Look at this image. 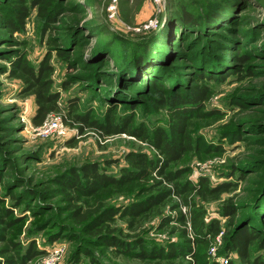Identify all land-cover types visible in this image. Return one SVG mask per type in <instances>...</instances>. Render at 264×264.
Wrapping results in <instances>:
<instances>
[{
  "label": "rangeland",
  "instance_id": "obj_1",
  "mask_svg": "<svg viewBox=\"0 0 264 264\" xmlns=\"http://www.w3.org/2000/svg\"><path fill=\"white\" fill-rule=\"evenodd\" d=\"M22 60L50 66L59 98L46 119L60 117L63 134L37 135L33 96L9 76ZM197 85L208 88L206 98L181 113L189 149L164 169L179 178L152 173L73 199L63 183L83 164L117 176L130 153L162 162L151 132L170 133L175 118L155 92L189 97ZM76 114L150 136L106 135ZM176 182L195 188L187 194L194 206ZM202 185L226 186L204 195ZM166 189L155 207L123 214ZM0 198V264H15L28 248L36 254L26 264H239L226 251L233 226L252 222L264 236V0H0ZM226 204L232 215H222ZM192 207L204 211L205 222H219L218 234L198 241L176 218ZM106 208L118 214L100 222ZM175 246L182 250L173 256H153ZM252 254L264 261V250Z\"/></svg>",
  "mask_w": 264,
  "mask_h": 264
},
{
  "label": "trees",
  "instance_id": "obj_2",
  "mask_svg": "<svg viewBox=\"0 0 264 264\" xmlns=\"http://www.w3.org/2000/svg\"><path fill=\"white\" fill-rule=\"evenodd\" d=\"M43 1V0H42ZM35 3L41 2V0H34ZM27 12L25 7H20L18 9V19L22 23V19L26 16ZM7 26L16 30L15 21L8 19ZM238 60L241 62L246 61V55L237 56ZM13 67L9 70L10 77H16L21 80L23 83V93L33 96L35 103V111L31 117V123L34 126L41 125L48 114L51 112L57 111V100L59 98L58 94L52 92V81L50 79V66L46 64V61H42L37 68H34L27 61H17L12 64ZM213 78V77H211ZM155 82V81H154ZM157 86L156 84L151 85V87ZM157 88V87H156ZM208 88L197 85L193 91L190 93V96L178 97L170 96L163 97L162 91L156 90V94L161 96L157 102L162 105L166 103L169 105V109L173 118H175V123L171 124V131L168 133L163 130V128H157L151 135L152 143L160 150V152L165 157L162 162L158 158H149L146 154L140 153H130L126 156L129 167L123 168L117 176L107 175L99 171V167L96 164H83L78 170L71 169L72 176L66 180V183H63L68 192L73 194V199L77 200L80 196H89L94 195L96 192L107 186L122 187L133 182H141L143 180H148L152 173H157L159 175L165 176L167 181H173L179 178L177 172H166L164 169L168 166L170 162L180 160L182 155L189 149V146L185 144V138L187 131L184 127L185 118L181 116V113L186 109V105L198 104L201 103L206 97V92ZM110 118V116H108ZM74 119L77 122L86 124L87 126L97 127L103 131L106 135L112 134H121L128 132L133 135H138L140 137H148L145 130L137 129H126L122 123H98L93 120L86 119L83 115H74ZM66 120V119H65ZM186 122V121H185ZM83 124V125H84ZM82 127L79 129L81 130ZM148 135V136H147ZM161 163V164H160ZM176 187V192L183 194L185 204L188 206H194L190 201H187V194L192 192L195 188L189 183H174ZM226 185H222L216 188H207L204 185L199 187L200 192L205 194H216L222 191V188H225ZM150 188L147 186L142 187V192L149 191ZM199 192V191H198ZM170 194V190H161L159 193L146 198L143 202L131 203L128 208L124 209L123 214H127L131 217L139 216L145 211L155 207L159 202L162 201L164 197ZM2 199L0 198V202ZM234 213L233 206L226 204L223 206V216H229ZM10 214V210L6 209L4 215ZM74 215L80 214V209L76 208L73 210ZM118 214L117 209L106 208L101 212V217L98 218L100 222L105 220H111L114 215ZM180 221H184L189 224V227L193 231V235L198 239V241H205L208 235L214 236L220 231L219 222L217 220H212L210 222L204 221V211L202 209L190 208L189 215L185 218L183 214L180 213V216L176 217ZM187 218H189L187 220ZM4 221V218H0V221ZM9 224V223H8ZM111 241L107 242L113 244L117 241L114 238H110ZM120 242V241H119ZM13 244V243H12ZM14 245V244H13ZM255 247L258 250H264V236L261 231L256 227L255 223H243L238 222L233 226L232 232L226 239V251L228 253H236L239 264H264V261L259 257V255L252 254V248ZM128 248H126L127 250ZM181 251V248L177 246L172 247L167 250L165 253L153 254V256H173L175 252ZM27 254L18 256L11 260L15 264H26V261L36 254L35 251L27 249ZM149 255V254H148ZM142 256H146L145 253H142ZM226 264H235L232 261H227Z\"/></svg>",
  "mask_w": 264,
  "mask_h": 264
},
{
  "label": "built area",
  "instance_id": "obj_3",
  "mask_svg": "<svg viewBox=\"0 0 264 264\" xmlns=\"http://www.w3.org/2000/svg\"><path fill=\"white\" fill-rule=\"evenodd\" d=\"M60 119V117L53 115L45 119L41 125L36 126L37 135L41 137H47L54 133L63 134L64 127L62 126Z\"/></svg>",
  "mask_w": 264,
  "mask_h": 264
}]
</instances>
